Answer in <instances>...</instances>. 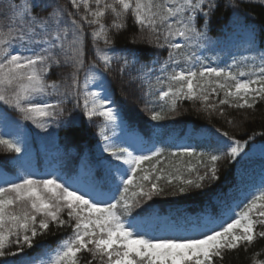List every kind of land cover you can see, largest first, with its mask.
<instances>
[{
    "label": "snow or ice",
    "instance_id": "obj_1",
    "mask_svg": "<svg viewBox=\"0 0 264 264\" xmlns=\"http://www.w3.org/2000/svg\"><path fill=\"white\" fill-rule=\"evenodd\" d=\"M70 4L77 12L83 6L84 15L79 20L73 19L75 14L64 7L39 16L34 9L44 5L33 4L31 0H23L22 5L8 0L5 11L0 13L9 20L6 28H0V102L17 109L24 120L31 121L38 128H44L48 118L62 114L61 106L70 97L77 100L78 107L81 106V95L84 115L90 120L102 117L105 128L116 121L114 109L108 106L111 101L99 92L87 90L89 73L94 74L97 66L85 65L81 21L90 26L98 25L91 33L94 41L103 40L104 45L111 46L113 40L109 29H126L130 18L141 33L147 30L151 36L148 42L159 44L163 40L159 46L167 45L176 50L175 53L169 51L168 61L161 68L166 71L169 63L178 65L177 57L184 55L181 49L206 38V33L200 31L195 22L198 18L209 17L216 7L214 0H70ZM109 12L114 19L110 25H105L102 20ZM204 23L207 25V19ZM177 39L184 43L177 42ZM20 47L31 54H22ZM94 50L105 70L111 71L113 57L98 46ZM261 61L262 66L254 78H245L243 71L233 73L224 68L173 69L167 76V88L159 91V99L170 100L171 110H175L180 98L199 100L206 108L215 110L217 105L209 103L210 97H220L223 93L219 105L253 109L258 102L264 101V55ZM61 63L71 65L70 77L49 82L47 76L52 66ZM124 63L126 66L127 61ZM82 70L85 71V80L81 93L78 89ZM120 71L123 73L124 68ZM67 79L71 80L70 84ZM91 79L94 83L95 77ZM158 82L164 83L159 78ZM42 96L57 99L55 103H49L40 99ZM151 119L158 121L162 116L160 112H153ZM100 135L105 141L104 152L129 166L125 170L111 161L107 165L110 173L114 170L121 178L119 199L104 203L79 188H71L58 178L25 176L19 183L0 187V257L15 255L10 250L11 245L18 246L20 251L25 246L31 247L34 239L47 233L51 225L58 229L69 228L71 235L62 242L50 264H80L81 252L91 255L87 264H93V261L97 264H216V261L225 259L226 252L253 245L257 238L264 240V190L244 204V210L235 214L231 222L221 224L219 230L211 229L202 238L151 239L129 230L121 218L120 209L130 213L140 199L151 200L164 191L158 183L162 177L152 175L157 171L155 165L150 170L142 168L146 161L158 158L161 150L157 149L151 155H133L128 148L108 142L109 137L103 128ZM221 136L229 142L225 145L227 150L219 155L209 154L207 163L200 159V166L205 169L203 174L189 168V173L196 172L194 179H182L179 175L173 178L182 185H177L180 193L192 187L201 188L208 179H217V162L225 156L235 159L241 154L243 145L240 140L228 132L221 133ZM0 145L21 152L20 146L11 140L0 138ZM181 154L197 156L194 149L188 148L183 153H173ZM204 155L200 153L199 157ZM138 171L144 174L138 177ZM173 179H168L167 183L172 184ZM147 185L150 187L145 190ZM96 195L102 193L97 191ZM255 264H264V260Z\"/></svg>",
    "mask_w": 264,
    "mask_h": 264
},
{
    "label": "trees",
    "instance_id": "obj_2",
    "mask_svg": "<svg viewBox=\"0 0 264 264\" xmlns=\"http://www.w3.org/2000/svg\"><path fill=\"white\" fill-rule=\"evenodd\" d=\"M14 2L23 4V0ZM31 2L44 5L34 9L39 16H45L57 7L74 13L73 19L79 20L84 15L83 6L77 12L70 0ZM214 3L216 7L211 15L198 18L195 22L196 27L206 33V38L181 49L184 55L177 57L178 65L169 63L166 71H161V68L168 61L169 51L175 53L176 50L169 49L167 45L159 46L164 43L163 40L159 44L148 42L151 36L147 30L141 33L139 26L134 25L130 18L126 29H109V36L113 40L111 46L104 45L103 40L94 41L91 33L98 25L90 26L81 21L85 65L97 66L94 74L89 73L87 90L99 92L111 101L108 106L114 109L116 121L105 128L106 122L102 117L90 120L84 115L83 95L79 98V107L77 100L70 97L62 105V114L56 118L55 144L62 153L77 151L78 156L74 161L77 180L89 177L101 180L102 189H109L116 180L117 173L108 171L109 161L124 169L122 163L104 152L105 141L100 135L102 128L109 137L108 142L126 147L131 152L137 142L150 155L157 149L161 150L158 158L146 161L142 168L150 170L155 165L157 171L152 175L162 177L158 183L164 191L151 200L140 199L130 213L120 209L125 225L145 220L148 228L167 233L193 224L201 225L200 216L206 215L215 221L221 219L223 214L235 215L244 210L243 205L254 195L264 190V101L258 102L253 109L229 107L219 105L218 100L223 98L221 93L220 97H210L209 103L217 105L215 110L206 108L199 100L184 98L178 99L175 110H171L170 100L159 99V91L167 88V76L173 69L199 71L205 67L224 68L233 73L243 71L245 78H254L259 73L264 55V0H214ZM91 6L94 7V4ZM113 19L109 12L102 22L110 25ZM204 19H207V25ZM177 42L184 43L179 39ZM97 46L113 57L111 71L105 70L98 59L94 50ZM121 68H124L123 73ZM72 71L71 65H54L47 79L49 82L65 80ZM93 76L94 83L91 79ZM158 78L164 83H159ZM84 80L85 71L82 70L78 89L81 93ZM67 83L70 84L71 80L67 79ZM153 112H160L162 119L152 120ZM223 132L240 140L243 145L241 154L235 159L225 156L217 162V179H208L203 187H192L180 193L177 187L179 181L173 178L179 175L182 179H194L196 172L189 173V168L203 174L205 169L200 166V159L207 163L209 154L219 155L227 150L225 145L229 142L221 136ZM0 138L11 140L21 148V152L17 153L0 145V178H9L6 174L11 178L33 176V168L43 170L46 162L42 164L40 161L46 152L44 143L29 123L3 102H0ZM185 148L194 149L197 156L173 155L183 153ZM200 153L205 155L201 158ZM143 174L137 172L138 177ZM168 179H173V183L168 184ZM115 186L110 190L115 197L113 203L119 199L122 191L120 185ZM147 187L150 185L145 190ZM70 235L71 229H58L51 225L47 233L34 239L31 247L25 246L20 251L18 246L11 245L10 250L15 255L0 257V264H50L62 242ZM79 257L80 264H87L92 259L87 252H81ZM258 260H264V240L259 238L253 245L226 252L225 259L216 261V264H255ZM93 264L97 262L93 261Z\"/></svg>",
    "mask_w": 264,
    "mask_h": 264
},
{
    "label": "rangeland",
    "instance_id": "obj_3",
    "mask_svg": "<svg viewBox=\"0 0 264 264\" xmlns=\"http://www.w3.org/2000/svg\"><path fill=\"white\" fill-rule=\"evenodd\" d=\"M8 3V0H0V13L5 11L4 5ZM9 20L0 16V28H6L8 25ZM181 43V42H180ZM19 51L22 54L30 55V52H27L25 48L20 47ZM40 99L45 100L49 103H55L56 99L52 96H42ZM15 112H17L21 117L22 114L12 106H9ZM62 107V106H61ZM61 115V114H60ZM59 116V115H57ZM54 116L52 118L47 119L46 126L44 128H38L34 125L31 121H28L30 126L36 131L39 136V139L44 142L46 152L43 154L41 158V163L44 165L42 171L38 169H32L33 179H51V178H58L60 182L69 185L71 188H79L81 192L88 193L94 199H98L104 203L110 202L111 199L109 194L104 193L103 190L100 188L101 184L98 183L97 180L87 179L83 181H78L76 178V167H75V159L78 156L76 150H70L68 153H62L58 150L55 144V131H56V118ZM133 155H148V150L144 149V146L140 143H136L133 147ZM129 166L125 165V170L128 169ZM7 177L0 178V187H8L11 183H19L22 177H14L11 178L8 174ZM118 184H121V178L118 175ZM102 193V195L97 196L96 192ZM234 215L223 214V217L219 220L212 221L209 216L203 215L200 216L202 218L201 225H190L185 228H179L177 230H171L168 233L164 232L161 229H154L148 228L146 226L145 220L143 221H136V222H129L125 226L129 228V230L133 231L134 233H139L143 235L145 238L151 239H176V240H183L187 238H202L204 233L209 232L211 229L219 230V226L224 224L225 222H231V218Z\"/></svg>",
    "mask_w": 264,
    "mask_h": 264
}]
</instances>
